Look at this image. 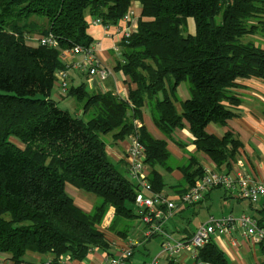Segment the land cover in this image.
Returning a JSON list of instances; mask_svg holds the SVG:
<instances>
[{
    "label": "trees",
    "instance_id": "1",
    "mask_svg": "<svg viewBox=\"0 0 264 264\" xmlns=\"http://www.w3.org/2000/svg\"><path fill=\"white\" fill-rule=\"evenodd\" d=\"M133 2L141 7V17L121 43L123 61L117 66L129 82L128 97L104 98L83 83L66 94L82 115L61 109L52 96L57 74L68 68L63 52L90 48L89 20L121 25ZM189 19L194 34L182 31ZM50 35L55 46L29 42ZM257 35L264 36V0H0V256L14 264L27 253L51 254L55 264L63 256L84 260L94 248L109 250L99 226L111 208L112 230L118 221L140 218L135 205L139 188L106 148L107 137L114 143L138 138L145 147L152 192L162 195L161 170L172 169L167 143L136 125L149 102L163 134L171 136L187 122L198 153L230 170L239 141L231 133L210 135L206 128L237 116L238 91L245 88L240 82L264 79V50L252 39ZM185 81L191 96L178 108L174 97ZM178 168L181 197L203 179L205 167L193 155ZM67 184L100 199L91 213L75 205ZM208 195L184 205H199ZM160 209L167 215V206ZM216 232L227 231L215 229L194 254L196 264H231L213 240Z\"/></svg>",
    "mask_w": 264,
    "mask_h": 264
},
{
    "label": "crops",
    "instance_id": "2",
    "mask_svg": "<svg viewBox=\"0 0 264 264\" xmlns=\"http://www.w3.org/2000/svg\"><path fill=\"white\" fill-rule=\"evenodd\" d=\"M131 7L135 9L136 13L138 12V15L141 14V7L138 3L133 2ZM89 21L92 22L94 19ZM133 27L135 26L133 25ZM122 32L123 28L120 24L109 27L103 24H90L88 33L93 41L90 47L93 48L97 63L100 66L107 67L111 74L105 81H101L97 77L91 81L92 77L88 74L68 68L66 73L70 87L86 83L90 92L101 94L104 98L115 100L128 97L129 82H127L122 71L117 68L119 63L123 61L121 48L123 41ZM84 57V53H77L72 56V60L82 61ZM65 62L69 65V60L66 59ZM57 81L59 90L53 94L52 98L55 101H72V99H68L62 93L61 82L58 79ZM244 86L245 88L240 90L239 93L241 94L242 103L237 108H234L237 116L228 120L223 126L209 125L206 128V132L210 135L222 138L226 133H231L239 141L240 147L237 160L233 163L230 170L226 168L219 169L209 156L203 152L198 153L193 144L194 138L190 131V125L187 122H184L183 127L177 128L171 136L163 134L152 119L151 103H147L143 109L142 119L137 121L136 125L138 127L144 126L153 138L167 143L172 169L169 172L161 170L166 184L162 195L175 204L174 213L172 216L169 215L168 218L160 221L157 225V232L149 237V228L142 223L140 218L133 221H118L112 230L110 227L115 218V209L111 208L103 223L99 226L100 231L105 234L109 242V250L94 248L89 251L84 260H75L69 256H63L57 264H107L110 259H120L122 253L128 250L129 243L133 244L134 252L131 258L124 260L123 264H150L156 261L158 264H170L171 261L178 264H196L195 253L192 252L183 251L173 257L164 255L162 253L164 240L170 237L173 241L179 242L186 240L188 237L191 238L199 226L211 219H223L226 217L238 219L241 216H250L259 222H264L263 200L252 204L247 200L241 199L236 191H227L226 193L222 189H215L202 203L191 206V208L182 204L179 199L180 195L177 192L178 186L183 181V174L178 167L187 164L193 155L199 156L203 166L213 169L218 174L240 173L252 181L264 183V82L259 80L255 83L246 82ZM186 96L190 98L191 93L189 92ZM176 99L181 100V97H176ZM176 103L179 104L178 101ZM73 104L77 110L76 103ZM76 114L81 116L82 111L79 110L78 113L76 111ZM132 139L129 138L114 143L112 138L107 137V154L127 176L128 166L126 159ZM66 191L69 194L67 187ZM72 191L74 194L70 196L74 199L75 205L84 212L91 213L95 207L92 197L87 193L83 195L79 191ZM184 211L192 213L194 217L202 216L203 221L194 230H191L189 223L188 227H186L184 220L177 217L180 212ZM171 223L173 224L174 234L167 230ZM244 234L245 230L243 227L238 221H235L227 226V232H216L213 235V240L226 254L231 264H262L264 262V243L254 244ZM156 238L160 240L157 241L155 240ZM53 261L54 256L51 254L27 253L20 264H55ZM0 264H14V262L10 261L6 256H0Z\"/></svg>",
    "mask_w": 264,
    "mask_h": 264
},
{
    "label": "built area",
    "instance_id": "3",
    "mask_svg": "<svg viewBox=\"0 0 264 264\" xmlns=\"http://www.w3.org/2000/svg\"><path fill=\"white\" fill-rule=\"evenodd\" d=\"M136 16L137 13L135 9L130 7L121 23L123 28V40L125 37L129 38L135 31L133 20ZM92 24L100 25L102 24V21L96 19L92 21ZM39 43L43 46L56 45V42L51 35L48 37H40ZM77 53L85 54L82 61L72 60V56ZM63 58L64 60H69V65L66 63L68 68H73L81 73L88 74L92 77L91 81H93V78L95 77L99 78L101 81H105L111 74L107 67L100 66L97 63L96 56L91 47L84 48L76 46L71 50L64 51ZM56 77L60 80V88L65 95L69 89V79L66 71L59 72ZM145 159V147L138 138L134 137L126 159L128 176L139 188L135 202L137 214L142 223L149 228L148 236L150 237L157 232L158 223L171 215V212L175 209V204L168 201L163 195L154 194L152 192V185L149 181V172L146 168ZM204 167L205 176L203 179H201L194 188L189 190L188 193L179 197L182 204H194L203 199L217 187L233 191L236 190L241 199L247 200L252 204L259 203L262 200L264 201V183L252 181L240 173L218 174L214 172L213 169H210L209 167L207 168L206 166ZM161 206L168 207L167 215H165L164 211L160 209ZM235 221L239 222L245 230L244 235L250 238L254 244L264 243V225L260 224L257 219L250 216H241L238 219L226 217L215 222L214 226H201L194 234L193 238L188 242H176L170 239V237H167L162 244V253L170 257L178 255L183 251L196 253L198 249L204 247L208 243L209 238L211 234L214 233L215 229H224L227 231V226L233 224ZM133 252V244L129 243L128 250L122 253L120 259H110L107 264H123L124 260L131 258ZM150 264L158 263L156 261Z\"/></svg>",
    "mask_w": 264,
    "mask_h": 264
},
{
    "label": "rangeland",
    "instance_id": "4",
    "mask_svg": "<svg viewBox=\"0 0 264 264\" xmlns=\"http://www.w3.org/2000/svg\"><path fill=\"white\" fill-rule=\"evenodd\" d=\"M138 14V12H137ZM139 17H141V14L138 15V17L136 16L134 18V22H133V25L135 26L134 29L136 30L137 27H138V19ZM182 31H184V33H192L194 34L195 31H196V28H195V24H194V21L192 19H189L187 21V24H186V27L182 29ZM39 37V36H38ZM38 37H33L32 39L29 40L30 43H32L33 45H36V43L39 42V39ZM253 40H255L256 42V45L258 46H261L262 49L264 50V36L262 35H257L256 37L252 38ZM38 40V42H36ZM259 81H263L264 82V79H258V78H251V79H248V80H245V81H242L240 82V84H243L245 85L246 82L248 83H255V82H258ZM59 90V83L58 81L56 82L55 84V87H54V91H53V94L57 93ZM190 92V84L189 82L185 81V82H182L179 86H178V90H177V93L174 97V99L176 97H181V100H177L180 104L181 101H185L188 99V97L186 96L187 94H189ZM240 93V91H238ZM186 96V97H185ZM158 97L162 100L163 98H165V94L163 92H160ZM175 101V102H177ZM58 102V106L61 108V109H64V110H67L69 111L73 116H76V109L74 107V104L75 103L72 99V101H68V102H62V101H57ZM176 106L178 107L179 105L176 103ZM66 187L68 188V192H69V195H72L74 194V192L72 190H76V191H79V193H83V195H85L84 193L86 192H82L80 191L79 189L73 187L72 185L70 184H67ZM90 197H92L91 199L94 200L95 202V206L96 204L98 203V201L100 200L98 197H96L95 195L93 194H89ZM96 200V201H95ZM221 210V209H220ZM188 211V210H187ZM187 211H184V212H180L177 217L179 219H183L184 222L186 223V227H188V223H189V226L191 227V230H194L198 224H200L202 221H203V217L202 216H195L192 214V213H188ZM215 213H216V210H215ZM217 215V214H216ZM172 225V226H171ZM171 225L167 228V230L170 232V233H173L174 234V228H173V224L171 223ZM172 234V235H173ZM155 240H160L159 238H156Z\"/></svg>",
    "mask_w": 264,
    "mask_h": 264
},
{
    "label": "clouds",
    "instance_id": "5",
    "mask_svg": "<svg viewBox=\"0 0 264 264\" xmlns=\"http://www.w3.org/2000/svg\"><path fill=\"white\" fill-rule=\"evenodd\" d=\"M129 8H130V7H129ZM137 16H138V14H137ZM69 87H70V84H69ZM66 94H67V93H66ZM66 94H65V95H66Z\"/></svg>",
    "mask_w": 264,
    "mask_h": 264
}]
</instances>
